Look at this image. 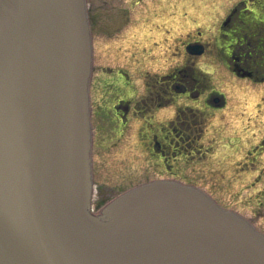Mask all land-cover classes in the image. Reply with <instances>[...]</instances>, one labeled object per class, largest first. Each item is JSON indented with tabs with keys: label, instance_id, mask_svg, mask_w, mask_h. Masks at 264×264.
I'll list each match as a JSON object with an SVG mask.
<instances>
[{
	"label": "water",
	"instance_id": "1",
	"mask_svg": "<svg viewBox=\"0 0 264 264\" xmlns=\"http://www.w3.org/2000/svg\"><path fill=\"white\" fill-rule=\"evenodd\" d=\"M86 0H0V264H264V234L156 180L91 211Z\"/></svg>",
	"mask_w": 264,
	"mask_h": 264
},
{
	"label": "flooded vegetation",
	"instance_id": "2",
	"mask_svg": "<svg viewBox=\"0 0 264 264\" xmlns=\"http://www.w3.org/2000/svg\"><path fill=\"white\" fill-rule=\"evenodd\" d=\"M114 1L91 0L92 133L97 119L118 130L144 125L157 130L147 133L157 154L165 156L169 147V155L186 158L191 144L201 139L203 116L226 105L224 96L209 88L208 72L200 66L211 61L236 78L264 81V0H233L212 32L195 29L180 44L177 12L160 9L161 0ZM189 46H201L202 53L192 55ZM147 66H161L165 72H150ZM156 114L161 115L157 121ZM170 166L158 179H174Z\"/></svg>",
	"mask_w": 264,
	"mask_h": 264
},
{
	"label": "rangeland",
	"instance_id": "3",
	"mask_svg": "<svg viewBox=\"0 0 264 264\" xmlns=\"http://www.w3.org/2000/svg\"><path fill=\"white\" fill-rule=\"evenodd\" d=\"M232 1L161 0L160 9L176 10L180 44V38L195 29L212 32ZM87 3L90 9L91 0ZM200 68L207 70L209 88L222 94L226 105L214 115L203 116L201 139L191 144L186 158L169 155V147L165 156L157 154L147 138V133L157 132L154 128L143 125L138 130L133 126L118 130L106 119L95 121L93 203L101 205L130 187L162 178V170L171 165L174 179L199 187L223 208L239 213L264 233V121L260 120L264 114V82L235 79L211 61ZM147 70L165 72L161 66H147ZM195 73L198 77L200 71L195 69ZM154 117L157 121L161 115ZM257 120L263 125L256 126Z\"/></svg>",
	"mask_w": 264,
	"mask_h": 264
},
{
	"label": "bare ground",
	"instance_id": "4",
	"mask_svg": "<svg viewBox=\"0 0 264 264\" xmlns=\"http://www.w3.org/2000/svg\"><path fill=\"white\" fill-rule=\"evenodd\" d=\"M260 120L264 121V114L261 115V119ZM256 122H257L256 126H259L260 124L263 125V123H261L259 120H257Z\"/></svg>",
	"mask_w": 264,
	"mask_h": 264
}]
</instances>
